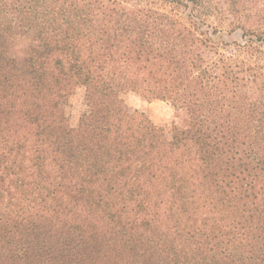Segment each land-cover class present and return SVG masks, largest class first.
I'll list each match as a JSON object with an SVG mask.
<instances>
[{
	"label": "trees",
	"instance_id": "trees-1",
	"mask_svg": "<svg viewBox=\"0 0 264 264\" xmlns=\"http://www.w3.org/2000/svg\"><path fill=\"white\" fill-rule=\"evenodd\" d=\"M0 264H264V0H0Z\"/></svg>",
	"mask_w": 264,
	"mask_h": 264
},
{
	"label": "rangeland",
	"instance_id": "rangeland-1",
	"mask_svg": "<svg viewBox=\"0 0 264 264\" xmlns=\"http://www.w3.org/2000/svg\"><path fill=\"white\" fill-rule=\"evenodd\" d=\"M162 12H170L171 8L162 2L152 4ZM213 21V20H212ZM223 41L232 43L241 41L240 34L224 35ZM31 44L22 38H15L9 52L10 65L23 75H28L27 58L30 54ZM122 107L130 114L139 113L151 125L159 130L157 141L162 143L173 132L188 131L191 128V119L185 111L175 109L171 104L160 101H148L136 94H127L120 98ZM88 110L83 88L72 87L69 92V102L66 107V123L76 127L83 113Z\"/></svg>",
	"mask_w": 264,
	"mask_h": 264
}]
</instances>
